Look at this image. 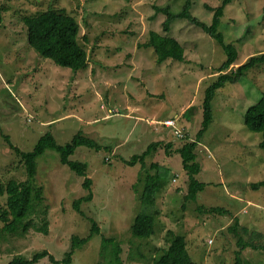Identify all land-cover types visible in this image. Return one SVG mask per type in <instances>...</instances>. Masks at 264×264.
<instances>
[{
	"label": "rangeland",
	"instance_id": "1",
	"mask_svg": "<svg viewBox=\"0 0 264 264\" xmlns=\"http://www.w3.org/2000/svg\"><path fill=\"white\" fill-rule=\"evenodd\" d=\"M222 0H193L192 13L211 23ZM185 0H0V186L11 178L24 181L26 165L15 146L32 150L51 131L59 144L78 132L96 139V150L79 146L72 159L88 163L93 198L74 207L88 195L85 178L47 149L37 159L36 182L44 201L33 215V226L17 233L1 231L0 264L15 255L31 258L47 249L63 259L75 234L88 235L92 221L100 232L78 248L70 264H98L103 237L123 246L126 264H154L157 249L166 244L169 229L186 235L194 264H234L241 249L231 227L261 249L247 247L248 264H264V150L262 133L245 123L248 107L264 95V65L228 82L214 99V120L199 139L196 153L206 182L196 199L188 200L189 176L179 148L195 139L204 119L205 90L224 71L223 46L198 24L177 16L164 28L167 14L158 8L182 11ZM53 6L77 17L80 43L88 64L73 70L41 55L28 41L23 17ZM157 7V8H156ZM175 36L185 47L183 61L157 62L154 47H145L150 31ZM220 31L238 49L229 70L264 53V0H234L225 9ZM173 118L183 132L163 122ZM187 136V137H185ZM185 137V138H184ZM159 142L146 157L126 161ZM171 143L170 146H168ZM159 164V167L154 164ZM162 173L166 182L157 191L155 233L147 239L132 236L147 172ZM7 194L0 191L1 215ZM218 207L219 209H212ZM45 208L47 212L45 213ZM48 221L47 232L41 229ZM247 231H244V227ZM35 264H56L44 258ZM65 264V263H60Z\"/></svg>",
	"mask_w": 264,
	"mask_h": 264
},
{
	"label": "trees",
	"instance_id": "2",
	"mask_svg": "<svg viewBox=\"0 0 264 264\" xmlns=\"http://www.w3.org/2000/svg\"><path fill=\"white\" fill-rule=\"evenodd\" d=\"M233 1L222 0L216 7L208 5V8L214 11L211 23L204 22L192 13L193 0H185L182 11L178 14L171 12L169 6L157 9L167 14L164 22V28L166 30H169L170 22L173 18L177 16L186 17L201 26L215 38L223 46L227 55L226 60L218 68V71H224V73L220 74L205 90L203 100L204 119L196 138L187 140L178 149L182 155L184 166L189 176V189L185 194L188 200L196 199L198 192L206 186V182L196 177L201 170V164L197 161L196 148L199 139L204 136L214 120L213 102L218 90L224 87L226 83L236 81L240 77L247 75V72L256 66L264 65L263 53L261 55H253L247 62L242 63L230 73L227 72L233 63L237 61L239 52L233 42H226L223 32L220 31V25L226 7ZM23 20L27 28L29 44L41 55L52 59L58 65L70 67L76 71L87 66L88 52L86 47L79 41L81 25L77 17L69 14L64 9H57L51 6L46 10L25 15ZM149 37V40L143 45L145 47H154L158 63L161 64L168 59L179 61L185 59V47L175 36L165 35L161 32L151 30ZM245 123L249 129L262 133L259 146L264 150V95L256 103L248 107L245 113ZM10 144L22 156V160L28 171V177L24 181L13 177L7 181L5 186H0V191L7 194L6 207L3 208L4 210L1 215L4 225L2 227L0 226V235L2 230L8 233H17L21 230H28L30 226H33L32 217L44 201L43 187L35 180L37 174V159L41 154L47 149H55L60 153V159L64 164H68L78 174L87 176L88 163L72 159L71 155L82 145L96 150H101L103 147L96 139L87 136L83 131H78L66 144H59L56 136L51 131H47L40 137L35 147L30 151H24L12 142ZM157 145H159V142L150 144L145 151L134 155L126 162L134 165L140 160L143 166H145L146 157ZM170 145L171 143L168 146ZM154 166L159 167V164L155 163ZM92 181V178L88 176L85 178L84 186L90 189V192L88 195H84L74 202V207L79 211H81L82 202L93 198V191L91 189ZM145 181L144 190L140 196L144 210L136 215L132 225V236L142 239H147L155 233L158 211L156 209L151 210V208L156 204L157 191L163 189L166 185L162 173L159 170L156 174L147 172ZM263 185L264 180L253 183L254 188H260ZM212 209L219 208L213 207ZM46 212L47 209L45 208ZM91 221L93 225L88 235H73L71 248L66 251L63 259H57L52 252L43 249L35 252L31 258L17 254L7 264H35L41 262L44 258H49L50 261L56 264H70L73 261L76 250L100 232L98 222L92 218ZM47 224L48 221L45 218V224L41 229L46 232L48 231ZM239 225L240 223L237 219L236 223L231 227V230L238 236V244L241 247L237 251L234 264H248V260H245L242 256V251L247 247L261 249V246L256 242L246 240L239 232ZM243 227L244 231H247V228L245 226ZM165 240L166 244L157 248L160 254L154 256V264L195 263L188 249L186 235L184 233L169 229ZM100 257L101 260L98 264H126V259L123 256V246L114 237H103Z\"/></svg>",
	"mask_w": 264,
	"mask_h": 264
},
{
	"label": "built area",
	"instance_id": "3",
	"mask_svg": "<svg viewBox=\"0 0 264 264\" xmlns=\"http://www.w3.org/2000/svg\"><path fill=\"white\" fill-rule=\"evenodd\" d=\"M164 124H165L166 126H173V127H176V120H175V119H172V118H169V119H166V120L164 121ZM179 131H180V130L177 129L176 132H179Z\"/></svg>",
	"mask_w": 264,
	"mask_h": 264
},
{
	"label": "clouds",
	"instance_id": "4",
	"mask_svg": "<svg viewBox=\"0 0 264 264\" xmlns=\"http://www.w3.org/2000/svg\"><path fill=\"white\" fill-rule=\"evenodd\" d=\"M168 119H169V118H168ZM172 119H173V118H172ZM163 123H164V122H163ZM177 129H178V128H177V126H176V127L174 128L175 132L177 131ZM178 130H180L179 132H176V133H178V134L181 133V132H183L181 129H178Z\"/></svg>",
	"mask_w": 264,
	"mask_h": 264
},
{
	"label": "bare ground",
	"instance_id": "5",
	"mask_svg": "<svg viewBox=\"0 0 264 264\" xmlns=\"http://www.w3.org/2000/svg\"><path fill=\"white\" fill-rule=\"evenodd\" d=\"M173 127V126H172ZM175 128V127H174Z\"/></svg>",
	"mask_w": 264,
	"mask_h": 264
}]
</instances>
